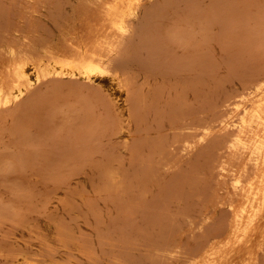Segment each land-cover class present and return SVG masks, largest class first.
Masks as SVG:
<instances>
[{
	"label": "rangeland",
	"instance_id": "rangeland-1",
	"mask_svg": "<svg viewBox=\"0 0 264 264\" xmlns=\"http://www.w3.org/2000/svg\"><path fill=\"white\" fill-rule=\"evenodd\" d=\"M21 63L0 264H264V0H0L1 88Z\"/></svg>",
	"mask_w": 264,
	"mask_h": 264
},
{
	"label": "bare ground",
	"instance_id": "bare-ground-1",
	"mask_svg": "<svg viewBox=\"0 0 264 264\" xmlns=\"http://www.w3.org/2000/svg\"><path fill=\"white\" fill-rule=\"evenodd\" d=\"M18 38V37H17ZM14 39H15V37H14ZM41 39H43V38H41ZM40 40V39H39ZM12 42H13V40H12ZM17 43V42H16ZM12 44V43H11ZM48 44V43H47ZM18 46V45H17ZM45 46V45H44ZM66 46V45H65ZM16 47V46H15ZM24 47V46H23ZM64 47V46H63ZM18 48V47H17ZM23 49V48H22ZM64 49H66V48H64ZM26 51V50H25ZM67 52V51H66ZM29 53V52H28ZM69 53V52H68ZM70 54V53H69ZM52 56V55H51ZM53 57V56H52ZM51 57V58H52ZM69 57V56H68ZM71 57V56H70ZM54 58V57H53ZM57 58V57H56ZM67 58V57H66ZM102 58V57H101ZM50 60V59H49ZM46 61H48V60H46ZM45 61V62H46ZM69 61V60H68ZM49 62V61H48ZM55 62V61H54ZM67 63V62H66ZM69 63V62H68ZM96 63V62H95ZM44 64V63H43ZM85 64V63H84ZM100 64V63H99ZM124 64V63H123ZM17 65V64H16ZM46 65H47V63H46ZM45 65V66H46ZM83 65V64H82ZM106 65V64H105ZM37 66V65H36ZM42 66H44V65H42ZM42 66H40V68L42 67ZM102 66V65H101ZM110 67V66H109ZM13 68H14V66H13ZM39 69V68H38ZM102 69V68H101ZM106 69V68H105ZM15 70V68L13 69V71ZM47 73H61V74H66V75H70V76H73V75H75L77 72L84 78V79H89L90 78V76L91 75H98L99 74V72L101 71V75L104 77V78H108L109 79V83H110V85H111V88H110V90H111V92H112V94H113V97H114V103L116 104V106L120 109V107L118 106V104H119V101L122 99V96H120L119 94H117V91L118 92H120L122 89H123V87H128L127 86V83H126V85H124L123 84V81H122V79L118 76V75H116V74H114V72H116V70H113L114 72L113 73H109L110 72V70L108 69V71L109 72H106L105 70H100L99 68H97V67H95V66H85L84 65V67H80V68H75V67H72V66H70V64L68 65V64H62V63H58V61L57 62H55L54 64H52V65H47ZM103 71V72H102ZM12 72V71H11ZM43 72H44V70H43ZM111 72H112V70H111ZM37 73V72H36ZM39 73H37V75H38ZM14 75V74H13ZM28 75H29V71H28V66L25 64V63H21V64H19L18 65V67H16V71H15V80H22V82L24 81V79H27V77H28ZM36 75H34V77H35ZM122 76V75H121ZM44 77V76H43ZM63 77V76H62ZM71 78V77H70ZM99 78H100V75H99ZM129 78V77H128ZM14 80V82L10 85V86H8L7 88H5L6 86H5V84H2V88L0 87V101H3V102H8V101H10V99H12V98H15L16 99V97H18V96H21L23 93H25L24 91L26 90V88L28 89V87H27V83H28V81L27 80H25L24 81V83H22L21 81H20V83H17L16 81ZM123 80H125V78L123 79ZM11 81V80H10ZM18 81V82H19ZM26 81H27V83H26ZM126 81V80H125ZM22 83V84H21ZM122 85H123V87H122ZM1 86V85H0ZM125 90H127V88H125ZM128 91V90H127ZM102 93V92H101ZM127 95V94H126ZM13 101H14V99H12ZM19 100H20V98H19ZM124 103V102H123ZM15 104V103H14ZM125 105H126V103H125ZM128 109V108H127ZM7 111V110H6ZM130 116V115H129ZM118 127V126H117ZM17 177V176H16ZM15 181V180H14ZM15 184V183H14ZM17 184V183H16ZM16 187H18V186H16ZM14 194V193H13ZM37 194V193H36ZM0 195H1V193H0ZM35 196V195H34ZM35 197H37V195L35 196ZM38 197H41V196H38ZM33 198V197H32ZM48 198V197H47ZM41 199H42V197H41ZM43 199H44V197H43ZM1 202V201H0ZM30 202V201H29ZM36 203H37V201H35ZM48 202V201H47ZM28 203V202H27ZM39 203V202H38ZM17 204V203H16ZM29 204V203H28ZM1 205V204H0ZM6 205V204H5ZM11 205V204H10ZM10 207V206H9ZM13 207V206H12ZM33 208V207H32ZM38 208V207H37ZM13 209H15V208H13ZM3 210V209H2ZM5 210V209H4ZM12 210V209H11ZM28 210H29V208H28ZM36 210V209H35ZM17 211V210H16ZM15 211V212H16ZM21 211V210H20ZM23 211V210H22ZM34 211V210H33ZM37 211V210H36ZM11 212V211H10ZM13 212H14V210H13ZM18 212V211H17ZM29 212V211H28ZM24 213V212H23ZM31 213V212H30ZM0 214H1V211H0ZM3 214V213H2ZM12 214V213H11ZM14 214V213H13ZM17 214V213H16ZM27 214V213H26ZM18 215H19V213H18ZM23 215V214H22ZM28 215H30V214H28ZM21 216V215H20ZM27 216V215H26ZM13 217H14V215H13ZM8 219V218H7ZM17 219V218H16ZM31 219V218H30ZM34 219V218H33ZM3 220H5V219H3ZM10 220V219H9ZM24 220V219H23ZM32 220V219H31ZM2 221V220H1ZM11 222V221H10ZM1 223V222H0ZM12 223H13V220H12ZM12 223H10V224H12ZM27 224V223H26ZM3 225V224H2ZM12 225H14V224H12ZM37 225V224H36ZM1 226V225H0ZM18 227V226H17ZM27 228H29V227H27ZM12 229V228H11ZM18 229V228H17ZM20 229V228H19ZM6 230V229H5ZM8 230V229H7ZM3 232H4V230H3ZM8 232V231H7ZM36 233V232H35ZM45 233V232H44ZM43 233V234H44ZM3 235H4V233H3ZM8 235V234H7ZM5 236V235H4ZM10 236V235H9ZM20 236V235H19ZM46 236V235H45ZM2 237V236H1ZM7 237V236H6ZM10 237H12V236H10ZM3 239H4V237H2ZM23 238V237H22ZM1 239V238H0ZM2 239V240H3ZM7 239V238H6ZM21 239V238H20ZM29 239V238H28ZM12 240V239H11ZM15 240V239H14ZM5 241V240H4ZM25 241V240H24ZM1 242V241H0ZM15 243V242H14ZM25 244H27V243H25ZM6 245V244H5ZM4 246V245H3ZM19 246V245H18ZM46 246V245H45ZM41 247H43V244H42V246ZM0 248H2V246H0ZM10 249V248H9ZM11 249H13V248H11ZM17 249V248H16ZM2 250H3V248H2ZM6 249H4V251H5ZM14 250V249H13ZM18 251H19V249H17ZM17 250H14V251H16L17 252ZM1 251V250H0ZM4 251H3V253H4ZM6 253V252H5ZM19 253V252H18ZM18 253H16V255L18 254ZM22 253H23V251H22ZM25 253V252H24ZM2 254V253H1ZM10 254L12 255V253H11V250H10ZM20 254V253H19ZM13 255H15L14 253H13ZM15 255V257H17ZM21 255V254H20ZM29 255H31V254H29ZM37 255V254H36ZM46 255V254H45ZM48 255V254H47ZM46 255V256H47ZM3 256H4V254H3ZM2 256V257H3ZM8 257V256H7ZM12 257V256H11ZM26 257V256H25ZM49 257V256H48ZM26 258H28V257H26ZM38 258V257H37ZM52 258V257H51ZM50 258V259H51ZM15 259V258H14ZM42 259V258H41ZM6 260V259H5ZM12 260H13V258H12ZM11 259H10V261H9V263L12 261ZM25 260V259H24ZM23 260V261H24ZM28 260V259H27ZM33 261V260H32ZM34 261H37V260H34ZM42 261V260H41ZM7 263V262H6ZM37 263V262H36ZM17 264V263H16ZM20 264H21V262H20ZM59 264V263H58Z\"/></svg>",
	"mask_w": 264,
	"mask_h": 264
}]
</instances>
